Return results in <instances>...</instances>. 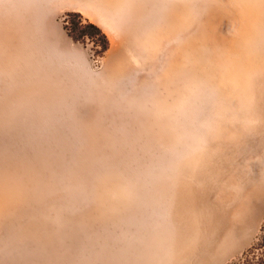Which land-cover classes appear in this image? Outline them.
<instances>
[{"label": "rangeland", "instance_id": "obj_1", "mask_svg": "<svg viewBox=\"0 0 264 264\" xmlns=\"http://www.w3.org/2000/svg\"><path fill=\"white\" fill-rule=\"evenodd\" d=\"M263 221L264 0H0V264H237Z\"/></svg>", "mask_w": 264, "mask_h": 264}, {"label": "trees", "instance_id": "obj_2", "mask_svg": "<svg viewBox=\"0 0 264 264\" xmlns=\"http://www.w3.org/2000/svg\"><path fill=\"white\" fill-rule=\"evenodd\" d=\"M71 16V14H69ZM78 17H80L77 14ZM67 23V30L70 34V36L73 39H81L83 37H87L92 42H94L96 45L100 46L102 50H106L108 48V40L106 35L101 31V29L94 23H88L86 26L90 28L92 31H84L81 28V20H73L68 19L66 21ZM261 235L259 236V241L256 243V245L251 246V252L254 254V251L258 250V248H262V252L260 253V256H257L256 258L252 257L250 259H247L245 262L237 263V264H264V221L261 226ZM256 253V252H255Z\"/></svg>", "mask_w": 264, "mask_h": 264}, {"label": "bare ground", "instance_id": "obj_3", "mask_svg": "<svg viewBox=\"0 0 264 264\" xmlns=\"http://www.w3.org/2000/svg\"><path fill=\"white\" fill-rule=\"evenodd\" d=\"M48 59V58H47ZM227 217V216H226ZM224 218V219H222V218H220L219 219V226L217 227V226H213V227H210L211 228V230L214 228V230H212L211 232V235H210V238H209V236H207L208 237V243L206 244V248H204V250L206 251H208V253H209V256H211L214 252H212L211 250H210V248L211 247H215L216 245H214V243L217 241V240H219V238H221V240H223V242L225 243V244H227V246L228 245H231L232 243H233V240H234V235H236V234H238V231L240 230V225L243 223H238L237 222V219L235 220L233 217L231 218ZM237 223L238 224H240L238 227V231H237ZM244 224V223H243ZM244 228V227H243ZM244 230V229H243ZM207 232V231H206ZM210 232V231H209ZM240 232H241V230H240ZM244 232V231H243ZM235 233V234H234ZM210 234V233H209ZM167 235V234H166ZM165 235V236H166ZM204 235H206V234H204ZM247 236V235H246ZM167 237V236H166ZM236 237V236H235ZM206 239V238H205ZM205 239H203V240H205ZM202 240V241H203ZM207 240V239H206ZM242 241V240H241ZM245 241V240H244ZM220 242H222V241H220ZM219 242V243H220ZM224 243H222V244H224ZM239 244H242V243H239ZM235 245V244H234ZM225 246V245H224ZM219 247H222V245L220 246L219 245ZM229 247V246H228ZM232 247V246H231ZM231 247H229V248H231ZM202 249V248H201ZM212 249V248H211ZM219 249H221V248H219ZM225 249V248H224ZM214 250V249H213ZM230 250H232V249H230ZM205 251H203V252H205ZM228 251V250H227ZM212 252V254H210ZM216 252V251H215ZM223 252V251H222ZM220 253V252H219ZM225 253V252H224ZM224 253H221L222 255L224 254ZM205 254V253H204ZM218 254V252L216 253V256H218L217 255ZM225 254H227V253H225ZM224 254V255H225ZM208 255V254H207ZM206 256V255H205ZM215 256V258L217 259V258H219V257H216ZM207 257V256H206ZM212 257V256H211ZM221 257H223V256H221ZM221 257H220V259H221ZM209 258V257H208ZM214 258V259H215ZM211 259V258H210ZM213 259V258H212ZM213 259V260H214ZM219 259V260H220ZM210 261V260H209ZM216 261H218V260H216ZM212 262H214V261H212ZM215 263V262H214ZM219 263V262H218Z\"/></svg>", "mask_w": 264, "mask_h": 264}]
</instances>
